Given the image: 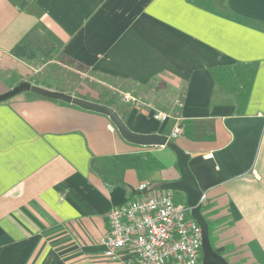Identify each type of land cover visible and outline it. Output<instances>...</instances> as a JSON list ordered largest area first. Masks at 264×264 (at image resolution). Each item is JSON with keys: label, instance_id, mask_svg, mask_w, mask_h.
<instances>
[{"label": "crops", "instance_id": "obj_1", "mask_svg": "<svg viewBox=\"0 0 264 264\" xmlns=\"http://www.w3.org/2000/svg\"><path fill=\"white\" fill-rule=\"evenodd\" d=\"M59 58L126 87L86 94L51 72ZM237 65L253 68L244 103L212 74ZM21 82L168 137L191 156L213 252L264 264V0H0V94ZM179 179L167 146L128 143L104 115L30 92L1 102L0 264H135L103 255L109 212Z\"/></svg>", "mask_w": 264, "mask_h": 264}, {"label": "built area", "instance_id": "obj_2", "mask_svg": "<svg viewBox=\"0 0 264 264\" xmlns=\"http://www.w3.org/2000/svg\"><path fill=\"white\" fill-rule=\"evenodd\" d=\"M153 118L164 122L168 115L156 111ZM181 132L182 126L177 123L171 139ZM100 243L103 255L113 262L127 249L135 264H197L202 231L185 204L176 202L165 191H158L114 207L108 214V232Z\"/></svg>", "mask_w": 264, "mask_h": 264}, {"label": "water", "instance_id": "obj_3", "mask_svg": "<svg viewBox=\"0 0 264 264\" xmlns=\"http://www.w3.org/2000/svg\"><path fill=\"white\" fill-rule=\"evenodd\" d=\"M30 92L35 95L47 98L49 100L62 101L71 104L80 109L98 113L108 117L114 125L120 136L128 143L137 146H167L176 157V165L180 173V179L164 184L161 189L173 192H181L186 197V206L189 208L190 215L202 230V263L203 264H227L224 259L218 256L210 247L208 241V227L200 214V203L202 193L199 190L191 172L188 169L187 162L190 155L184 153L177 145L168 141V137L161 135H138L132 133L121 120V118L109 107L96 102L87 101L77 97H72L62 92L46 90L29 83L21 82L9 91L0 94V103L10 100L21 93Z\"/></svg>", "mask_w": 264, "mask_h": 264}, {"label": "rangeland", "instance_id": "obj_4", "mask_svg": "<svg viewBox=\"0 0 264 264\" xmlns=\"http://www.w3.org/2000/svg\"><path fill=\"white\" fill-rule=\"evenodd\" d=\"M58 58V57H54ZM58 63L53 64L51 72L57 77V78H71L69 79L73 83V87H81L82 92H85L86 94H93L98 93V95H102L105 97V93H109L108 91H113L117 95L121 94L118 91L123 92L126 86H121L117 83H110L104 79H101L99 77H95V75L88 73L87 71H82L80 69H77V67L72 66L69 62H65L62 59H56ZM120 101L119 97H116ZM162 191V190H159ZM158 192V191H155ZM154 192V193H155ZM169 193L178 203L185 204L184 199L180 197L181 195H178L177 192L173 191H165ZM151 193H149L150 195Z\"/></svg>", "mask_w": 264, "mask_h": 264}, {"label": "trees", "instance_id": "obj_5", "mask_svg": "<svg viewBox=\"0 0 264 264\" xmlns=\"http://www.w3.org/2000/svg\"><path fill=\"white\" fill-rule=\"evenodd\" d=\"M212 74L215 80L216 93L219 98L227 90L240 89L242 92L240 94V101L244 103V95L246 99L253 76V68L251 66L237 65L232 68L217 69ZM141 164L147 167L150 166L149 162H141Z\"/></svg>", "mask_w": 264, "mask_h": 264}]
</instances>
